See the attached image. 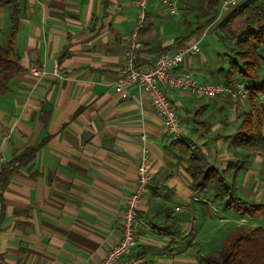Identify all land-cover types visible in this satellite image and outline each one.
I'll return each mask as SVG.
<instances>
[{
	"label": "crops",
	"instance_id": "1",
	"mask_svg": "<svg viewBox=\"0 0 264 264\" xmlns=\"http://www.w3.org/2000/svg\"><path fill=\"white\" fill-rule=\"evenodd\" d=\"M174 1L171 13L150 0L137 35L140 64L190 41L204 26L198 14L207 0L199 1V12L192 1ZM137 11L135 0H15L0 8L3 45L16 19L21 67L0 96V134L9 132L0 162V264H96L120 237L143 132L151 182L132 255L137 264H204L189 160L146 95L132 86L122 97L113 87ZM213 34L222 40L217 30ZM202 40L199 53L187 55L179 69L199 81L218 79L222 52L209 55ZM32 65L48 73L35 77ZM55 66L61 78L50 73ZM165 90L182 122L179 138L195 143L210 166L226 170L238 158L231 143L240 120L222 116L227 105H241L243 112L246 99ZM255 99L264 102L263 95ZM263 157L254 154L244 168L225 173L236 191L254 194L252 203L264 202L258 199L264 197ZM184 208L187 214H178Z\"/></svg>",
	"mask_w": 264,
	"mask_h": 264
},
{
	"label": "trees",
	"instance_id": "2",
	"mask_svg": "<svg viewBox=\"0 0 264 264\" xmlns=\"http://www.w3.org/2000/svg\"><path fill=\"white\" fill-rule=\"evenodd\" d=\"M14 2L15 0H0V8ZM218 8V0H207L198 18L208 23L215 17ZM217 32L228 44H233L227 52L219 54L222 63L217 71L218 79L229 86L239 81L247 92V108L241 113L240 123L231 143V149L238 158L235 162H229L226 170H220L208 164L198 146L191 140L178 137L173 144L181 148L190 162L188 172L193 191L211 193L212 202L225 203L227 208L255 219L264 214V202L252 203L239 197L225 173L244 168L246 153L264 155V102L255 101L258 95L264 96V72L260 81L258 74L260 66L264 64V0H244L218 26ZM16 34L17 23L13 19L7 42L3 45L0 41V96L7 92L10 82L21 70L14 49ZM225 61L227 63L223 64ZM35 148L28 150L26 159L33 156ZM171 227L169 233L175 232L176 228ZM205 260L208 264H264V230L259 226L241 228L226 239L220 252L207 255Z\"/></svg>",
	"mask_w": 264,
	"mask_h": 264
},
{
	"label": "built area",
	"instance_id": "3",
	"mask_svg": "<svg viewBox=\"0 0 264 264\" xmlns=\"http://www.w3.org/2000/svg\"><path fill=\"white\" fill-rule=\"evenodd\" d=\"M171 12L175 13L174 0H160ZM150 0H135L138 11L132 32L126 40L124 52L120 59L119 70L113 87L122 97H127L128 89L136 86L140 93L146 95L153 104L157 116L161 119L168 136L178 138L182 131V122L177 114L166 88L191 94L201 93L213 99L228 94L232 98L245 100L247 92L244 86L235 82L226 85L218 79L199 81L196 76L187 70L179 69L187 55L197 54L200 51V41L209 33L217 30L218 26L226 20L244 0H218L219 8L215 17L199 30L190 41L176 44L171 50L157 54L154 59L142 65L138 62L137 50L139 48L138 32L146 18ZM29 72L35 77H42L48 72L43 67L32 65ZM53 76L61 78L63 74L55 66L51 72ZM9 137V132L0 134V162H5L3 145ZM141 163L136 170V181L132 190L126 195L121 218L119 239L114 242L106 254L96 264H137L138 259L132 255L139 220V207L148 190L151 176L148 166V145L146 133L141 134ZM197 199V197H194ZM178 209V208H176Z\"/></svg>",
	"mask_w": 264,
	"mask_h": 264
},
{
	"label": "rangeland",
	"instance_id": "4",
	"mask_svg": "<svg viewBox=\"0 0 264 264\" xmlns=\"http://www.w3.org/2000/svg\"><path fill=\"white\" fill-rule=\"evenodd\" d=\"M190 1L193 2L194 7L199 12V10L201 9V6L199 5V3L202 1L201 0H189V2ZM194 7L191 9H194ZM213 33L214 32H209L203 38L202 47L208 50L209 55H212L211 53L214 52L216 49H219L222 53L227 52L229 48L232 47L233 45L232 42L231 44L230 43L228 44L223 39L220 40L217 37L215 38L214 37L215 35ZM224 63L226 64L227 61H225ZM263 72H264V64L261 65L258 70V74L260 78H262ZM245 84L246 83H244V85ZM242 108L244 107L241 105L240 106L239 105H233V106L227 105L226 115L222 116L223 121L229 122L231 121V118L233 116L232 123L237 124V122L241 119V113L243 110ZM250 156L253 158L254 154L250 155L249 153L248 155L246 153V155H244V160H246V163H247V160H249ZM209 158L211 157L209 156ZM229 179H231V177ZM238 184H240V182L237 183L236 186H238ZM242 188L245 189V187H242ZM236 194L242 199L249 201V202H250L249 199L251 197H252L251 198L252 200L256 199L254 197V194H251V196H247L246 192H243L242 190H237ZM211 195L212 194L208 192L198 191L197 194L194 195L195 197L198 198V201H194L192 203V206L198 209V211L194 214V216L196 218V228L199 229V233H200L198 237L199 239L198 242L200 246V251L203 253L202 256H203L204 264H208L207 261L205 260V257L207 255H216L218 252H220L223 246L225 245L226 239L229 236L233 235L234 233L238 232L241 228L246 229L249 227L259 226L264 230V214H260L257 216V218L252 219L250 217H247L244 214H241L235 211L232 208H227L225 206V203H221L219 201H216V202L210 201ZM258 199L264 200V197L258 198ZM187 212H188V209L184 208L182 212H178V214L183 215V214H187Z\"/></svg>",
	"mask_w": 264,
	"mask_h": 264
}]
</instances>
